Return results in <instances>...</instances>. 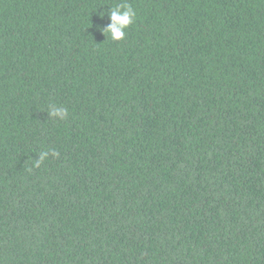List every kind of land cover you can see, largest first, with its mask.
Returning <instances> with one entry per match:
<instances>
[{"label":"trees","instance_id":"trees-1","mask_svg":"<svg viewBox=\"0 0 264 264\" xmlns=\"http://www.w3.org/2000/svg\"><path fill=\"white\" fill-rule=\"evenodd\" d=\"M0 264H264V0H0Z\"/></svg>","mask_w":264,"mask_h":264},{"label":"clouds","instance_id":"clouds-1","mask_svg":"<svg viewBox=\"0 0 264 264\" xmlns=\"http://www.w3.org/2000/svg\"><path fill=\"white\" fill-rule=\"evenodd\" d=\"M110 23L105 27L104 32L110 34L111 39L115 41H119L123 39L126 35V29L135 21L136 19V11L131 6V4L125 2L123 4H117L114 8H111L109 15ZM67 109L65 108H56L54 106H50L49 115L52 117H57L61 120L67 117ZM58 156V152L52 150L49 152H41L38 156V159H35V167H40V165L44 162L45 159L49 157V155Z\"/></svg>","mask_w":264,"mask_h":264}]
</instances>
